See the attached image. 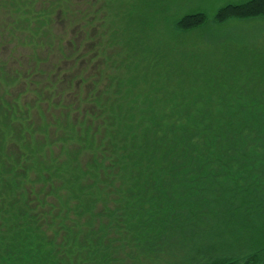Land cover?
I'll return each mask as SVG.
<instances>
[{"label":"trees","instance_id":"trees-1","mask_svg":"<svg viewBox=\"0 0 264 264\" xmlns=\"http://www.w3.org/2000/svg\"><path fill=\"white\" fill-rule=\"evenodd\" d=\"M20 4L30 34L48 36L40 27L51 10L33 16ZM176 8L177 34L264 18V0L211 16ZM93 99L99 113L87 110L88 120L36 126L25 117L36 106L17 116L0 101V264H139L194 241L187 264H264V100L219 99L208 110L172 100L158 111L154 99ZM254 223L263 230L248 239ZM210 229L226 240L201 251Z\"/></svg>","mask_w":264,"mask_h":264},{"label":"rangeland","instance_id":"rangeland-1","mask_svg":"<svg viewBox=\"0 0 264 264\" xmlns=\"http://www.w3.org/2000/svg\"><path fill=\"white\" fill-rule=\"evenodd\" d=\"M19 1L20 9L33 16L51 10L48 25L40 27L48 36L30 34L31 22L24 23L20 10L14 9ZM245 1L0 0V101L14 106L17 116L36 106L25 116L36 126L40 117L48 123L63 121L66 115L88 120L87 110L99 113V106L91 104L95 97L99 103L154 99L158 111L172 100L183 104L181 110H208L219 99L264 100V18L209 23L186 34L174 32L169 21L176 6L211 16L221 6ZM197 100L202 103L193 102ZM19 129L13 127L14 132ZM7 148L18 151L13 142ZM250 225L254 227L248 228L246 238L261 234L262 228ZM226 233L206 230L201 251H211L214 244L222 247ZM196 245L192 242L184 254L172 250L139 264H187Z\"/></svg>","mask_w":264,"mask_h":264}]
</instances>
